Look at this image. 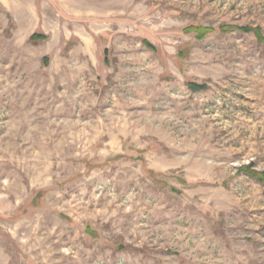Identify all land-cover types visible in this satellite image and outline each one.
Listing matches in <instances>:
<instances>
[{"label": "rangeland", "instance_id": "obj_1", "mask_svg": "<svg viewBox=\"0 0 264 264\" xmlns=\"http://www.w3.org/2000/svg\"><path fill=\"white\" fill-rule=\"evenodd\" d=\"M246 165L264 0H0V264H264Z\"/></svg>", "mask_w": 264, "mask_h": 264}, {"label": "trees", "instance_id": "obj_2", "mask_svg": "<svg viewBox=\"0 0 264 264\" xmlns=\"http://www.w3.org/2000/svg\"><path fill=\"white\" fill-rule=\"evenodd\" d=\"M233 27L232 26H222V30L226 31V30H231ZM192 29H194L195 31H197V33H200L202 31H206V30H209V29H202V28H199V27H193ZM237 29H242L244 31H247V30H251L255 33L256 36L260 37L261 38V34H260V27H249V26H243V27H238ZM203 33V32H202ZM262 39V38H261ZM192 87L194 89H199V88H202L204 87L203 85H199V84H191ZM240 170L244 171L245 173L249 174L250 176H252L253 178H256L258 181H263L264 180V173H261V172H256L254 170H251L250 169V166L246 165V166H241L240 167Z\"/></svg>", "mask_w": 264, "mask_h": 264}]
</instances>
